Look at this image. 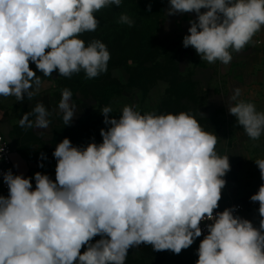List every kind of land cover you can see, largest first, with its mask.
<instances>
[{"label":"clouds","instance_id":"clouds-1","mask_svg":"<svg viewBox=\"0 0 264 264\" xmlns=\"http://www.w3.org/2000/svg\"><path fill=\"white\" fill-rule=\"evenodd\" d=\"M121 3L0 0V97L23 101L39 93L42 80L30 62L45 77L58 71L70 78L83 70L94 79L107 72L106 45L100 40L86 45L80 37L97 29L95 13ZM184 13H195L196 19L183 46L210 64H229L232 52L259 43L253 37L264 27V0H169L168 15ZM118 22L134 24L127 14ZM240 96L236 88L228 111L258 140L264 112ZM58 108L70 125L76 105L69 89L62 90ZM100 111L108 125L100 130L102 143L59 142L53 152L55 181L36 172L33 189V178L3 173L8 196L0 195V264H125L129 249L142 244L180 254L203 234L206 221L211 223L196 264H264V183L250 197L259 202V227L234 215L235 207L215 211L231 170L229 156L216 151L217 135L184 111L141 115L126 105L119 118L109 115L110 107ZM50 115L37 103L19 126L46 129ZM255 163L264 181V158Z\"/></svg>","mask_w":264,"mask_h":264},{"label":"rangeland","instance_id":"rangeland-1","mask_svg":"<svg viewBox=\"0 0 264 264\" xmlns=\"http://www.w3.org/2000/svg\"><path fill=\"white\" fill-rule=\"evenodd\" d=\"M128 2V1H127ZM123 0L126 4L124 11L114 14H127L137 16L135 8ZM145 7L149 4L151 8H161V19L156 33L159 45V65L152 71H143L134 75L143 86L138 88H124L121 93L114 97L108 104L112 109V117L119 118L122 115L124 106H134L141 115L149 112L156 114H178L181 111L188 112L197 119L201 127L214 135H217L218 143L216 151L219 155H228L232 149L238 150L241 156L239 161L231 163V170L226 174V186L222 189V198L219 207H224L230 202H237L243 206L241 216H245L254 226L259 227V202H252L250 197L255 194L264 181L260 178V171L255 163L256 159L264 158V134L258 140L250 139L239 126L236 117L231 115L228 107L231 102L227 100L228 89L226 77L218 73L219 61L208 63L198 60L196 54L185 52L183 42L170 36L171 25H164V14L169 0H142ZM160 12H158L159 14ZM165 26V27H164ZM87 32V35H89ZM259 35V32L257 33ZM259 43L252 44L254 51L259 55V69L247 70L244 65L240 66V74L236 78L250 81L247 87L246 102L255 105L257 111L264 112V46L261 38L254 39ZM258 61V63H259ZM209 64L211 70H201L200 66ZM255 64V67H257ZM199 68L196 70V68ZM30 68L36 71L42 80L39 93L31 100L25 98L23 101H16L15 97H0V130L7 129L2 135L8 145L25 152L27 157L37 160L41 169L49 170L55 174L56 159L53 152L56 145L64 138H69L73 146L86 147L89 143H102L100 130H107L108 125L104 123V116L101 113L103 105L101 101H95L90 96L82 94L83 89H88V81L84 74H73L70 78L60 77L58 71H54L51 77H45L36 69V65L30 62ZM111 75L121 84H126L128 75L123 69L111 71ZM251 75V76H250ZM199 79L200 82L194 80ZM211 81L213 84L212 93L217 99L212 102L207 99L201 87V83ZM192 87H187L186 84ZM193 83V84H192ZM64 88L72 92V103L76 105L75 116L70 125H65L63 117L56 119V130L53 133L50 144L35 132L33 128H22L19 120L26 112H31L37 103H43L46 109L52 113V109L58 101V95ZM193 88V89H192ZM167 93L174 94L169 97ZM171 99L172 101H170ZM234 102H232L233 104ZM29 119L34 120L31 116ZM43 154V155H42ZM21 171V170H20ZM94 240V239H93ZM95 243V241H92ZM197 240L180 254H174L170 250L154 251L151 245H140L130 248L125 264H133L139 259L146 260L149 264H196L198 260L197 251L199 248ZM86 246L81 249V253Z\"/></svg>","mask_w":264,"mask_h":264},{"label":"trees","instance_id":"trees-1","mask_svg":"<svg viewBox=\"0 0 264 264\" xmlns=\"http://www.w3.org/2000/svg\"><path fill=\"white\" fill-rule=\"evenodd\" d=\"M126 2L133 6L137 12L135 14L137 16H129L134 21L131 27L118 22L121 14H114V12L126 9V4H122V0L119 7L110 5L95 13L94 15L99 21L97 29L88 33L89 35L86 32L80 37L86 45L92 40H100L110 52L111 58L108 62L107 72L94 79H89L88 89L82 91L83 95L90 96L96 102L101 101L100 104L103 105V108L108 107L112 99L118 96L125 87L140 89L143 84L134 80V75L143 71H152L158 68L160 63L156 33L162 17L161 8L154 7L149 11L142 0H126ZM158 12L160 13L158 14ZM115 69L125 70L128 75L126 84H121L111 75V71ZM80 73L85 75L83 70ZM185 86L186 88L192 87L189 83ZM166 95L174 97L172 93L166 92ZM109 115L115 114L111 111ZM100 238V236L94 237L93 241Z\"/></svg>","mask_w":264,"mask_h":264},{"label":"crops","instance_id":"crops-1","mask_svg":"<svg viewBox=\"0 0 264 264\" xmlns=\"http://www.w3.org/2000/svg\"><path fill=\"white\" fill-rule=\"evenodd\" d=\"M168 8H169V3L166 6V10H165V14H164V17H165L164 25L165 26L171 25L172 31L170 33V36H172L173 38H177L178 40L183 42L184 36L189 34L188 29L191 26L190 21L196 19V14L195 13H184V14L168 15L167 14ZM202 11H203V9H202ZM257 38H259V39L261 38V40L263 41V44H264V27H262V30L259 32V35L256 34L253 37V40L257 39ZM262 50H263L262 54L264 55V46H263ZM184 51L187 53L196 54L198 60H201V57L196 53L194 48L188 47V48H185ZM232 57H233L232 61L229 64L224 65L220 62L219 66H218L219 75L226 77L228 79V81L226 82L227 89H228L227 100H229L231 102V104L233 101L230 100V97L233 95L234 90L236 88H239L241 90V96L238 99H245L247 87L251 84L250 81H247L244 79H241L239 82L236 81V78L239 76V74L241 72L240 66L244 65L248 71L260 68L259 66H257V64L260 65L259 55L256 53V51H254V46L252 44L245 46V48L239 53L232 52ZM202 61H204V60H202ZM258 61H259V63H258ZM255 64L257 67H255ZM198 69L199 68L197 67L196 70H198ZM200 69L206 70V71L211 70L209 64H206L205 68H204V66L201 65ZM194 81L200 82L199 79H196ZM200 85L203 88L202 90H203L205 96L207 97V99L212 101V102L216 101L215 99H217L218 97H216L214 95V93H212V89H213L212 82L207 81L205 83H201ZM61 94L58 95V101H57L56 105L54 106V108L52 109L51 115L49 116V120L51 121L49 126L46 129L35 128L36 134L39 135V137H41V139H43V142L48 141L47 144H50V142H51L50 140L53 137L52 135L56 130V125H57L56 119L63 117V113L60 112V110L58 108V104H59V101L61 99ZM76 110L77 109H75V112H76ZM0 133L2 135H5V133H7V129H3V130L1 129ZM13 154H14V157H13L14 167L17 169V171L20 173V175H23L25 178H29V177L33 178L32 179L33 189L35 188L34 175L36 172H41L42 174H47L53 181H55V174L51 173L49 170L41 169L38 161L37 160L35 161V159H32L31 157L30 158L27 157L25 155L24 151L16 149V147H15V149L13 148ZM229 156L231 157V163H236V161H239V159L241 157L238 154V150H236L235 148L231 150V152L229 153ZM0 195L7 197L8 193H1L0 192ZM242 218L246 219L245 216H243ZM133 264H149V263L144 259H139V260L135 261Z\"/></svg>","mask_w":264,"mask_h":264},{"label":"built area","instance_id":"built-area-1","mask_svg":"<svg viewBox=\"0 0 264 264\" xmlns=\"http://www.w3.org/2000/svg\"><path fill=\"white\" fill-rule=\"evenodd\" d=\"M2 148L4 149V151L2 153H0V157H2V159H0V192L1 193H8V187L3 182V173L7 172L8 170H11L14 175H17V173H16L14 166H13V163H12L13 150L8 145L5 138L2 135H0V149H2ZM232 207H235V209H236L234 212V215L240 216V214L243 212V206L237 202H230L226 206L219 207L215 211L222 212L225 208H232ZM208 223H211V221H206V222L201 223V228L203 230V234L196 239L199 243L204 238V236L207 235L206 225Z\"/></svg>","mask_w":264,"mask_h":264},{"label":"water","instance_id":"water-1","mask_svg":"<svg viewBox=\"0 0 264 264\" xmlns=\"http://www.w3.org/2000/svg\"><path fill=\"white\" fill-rule=\"evenodd\" d=\"M13 157H14V154H12V163H13ZM13 166H14V165H13ZM14 169H15L17 175H20V173L17 171V169H16L15 167H14Z\"/></svg>","mask_w":264,"mask_h":264},{"label":"bare ground","instance_id":"bare-ground-1","mask_svg":"<svg viewBox=\"0 0 264 264\" xmlns=\"http://www.w3.org/2000/svg\"><path fill=\"white\" fill-rule=\"evenodd\" d=\"M242 214V213H241ZM241 214H240V216H241Z\"/></svg>","mask_w":264,"mask_h":264}]
</instances>
